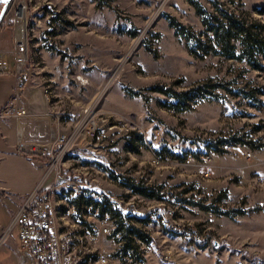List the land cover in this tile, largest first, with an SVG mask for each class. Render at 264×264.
I'll use <instances>...</instances> for the list:
<instances>
[{
    "label": "rangeland",
    "instance_id": "1",
    "mask_svg": "<svg viewBox=\"0 0 264 264\" xmlns=\"http://www.w3.org/2000/svg\"><path fill=\"white\" fill-rule=\"evenodd\" d=\"M212 1L197 0L209 12ZM216 1L264 26V13L257 12L264 0ZM7 6L0 46L11 50L14 34L25 27L29 86L48 87L57 114L94 106L99 115L97 138L78 141L68 165L108 196L135 195L125 180L169 195L183 226L205 229L220 242L218 249L200 247L147 225L157 252L145 264H264V72L190 55L168 22L203 33L188 0H13ZM153 88H201V94L178 111ZM34 103L40 108L42 101ZM167 152L184 160L153 163Z\"/></svg>",
    "mask_w": 264,
    "mask_h": 264
},
{
    "label": "built area",
    "instance_id": "2",
    "mask_svg": "<svg viewBox=\"0 0 264 264\" xmlns=\"http://www.w3.org/2000/svg\"><path fill=\"white\" fill-rule=\"evenodd\" d=\"M27 50L25 27L24 35L14 34L11 50H0V75L15 77L14 92L0 110V119L19 122L28 116L21 96L31 81ZM75 81L83 87L88 85L81 76ZM42 93L47 105L52 107L50 89L43 88ZM47 115L58 124V129L51 132L50 141L26 142L21 136L17 140L19 154L45 159L39 182L25 196L7 229V232L17 231L20 250L28 256L26 264H145L157 252L145 230L147 225L163 228L186 243L220 247L219 240L207 230H194L181 224L178 208L169 195L156 202L129 195V191L120 198L108 196L68 165L71 161L68 156L78 141L91 143L97 138L100 120L94 106L69 114ZM152 161L177 163L168 156H154ZM119 220L125 228L145 234V237L129 236L132 246L126 252L125 241L117 231ZM169 258V252L163 253L165 261Z\"/></svg>",
    "mask_w": 264,
    "mask_h": 264
},
{
    "label": "crops",
    "instance_id": "3",
    "mask_svg": "<svg viewBox=\"0 0 264 264\" xmlns=\"http://www.w3.org/2000/svg\"><path fill=\"white\" fill-rule=\"evenodd\" d=\"M5 33L1 32L0 43L7 36ZM0 49L7 50L1 46ZM14 86L13 74L0 75V110L10 100ZM21 96L28 116L19 122L0 119V264H26L28 261L27 254L20 250L17 231L7 232V229L25 196L39 182L45 167L44 159L17 152L18 137L26 142H48L51 132L58 129L54 117L47 115L56 111L45 103L42 88L28 85ZM34 98L42 101L40 108L34 105Z\"/></svg>",
    "mask_w": 264,
    "mask_h": 264
},
{
    "label": "trees",
    "instance_id": "4",
    "mask_svg": "<svg viewBox=\"0 0 264 264\" xmlns=\"http://www.w3.org/2000/svg\"><path fill=\"white\" fill-rule=\"evenodd\" d=\"M188 1L200 16L204 28L203 33L199 36L189 32L173 18H169L168 22L175 30L176 35L186 42L190 55L200 59L208 56H219L242 62L255 71L264 72V26L258 21L251 20L243 15H236L233 12H229L216 0L211 2V12L207 11L197 0ZM257 12L258 14H263L264 7L257 9ZM153 91L169 97L171 99V106L178 111H185L189 103L201 94V88L181 93L164 90L162 88H153ZM136 141L139 145H144L145 143L141 135L136 136ZM136 141L133 139V143H136ZM226 143H228V146H231L233 142L228 141ZM127 149L132 153L136 151V148L130 144L127 145ZM212 151L214 153H224L225 150H219L213 146ZM165 156L176 160H184L181 156L170 152H167V155H163L162 157ZM193 157L197 159V156ZM123 185L133 194L147 200L159 201L164 197V195L160 194L159 190L135 184L129 180H125ZM117 223V231L121 232L122 239L125 241L123 247L124 252L132 246V240L129 236L145 237V234L134 228H125L121 220Z\"/></svg>",
    "mask_w": 264,
    "mask_h": 264
},
{
    "label": "bare ground",
    "instance_id": "5",
    "mask_svg": "<svg viewBox=\"0 0 264 264\" xmlns=\"http://www.w3.org/2000/svg\"><path fill=\"white\" fill-rule=\"evenodd\" d=\"M10 2H13V0H10L9 1V3ZM22 7H20L19 8V15H17V17H16V23H17V27H24L25 26V18H24V15H23V12H22ZM20 30V29H19ZM23 31H24V29H23ZM21 34H23L24 35V32H22V31H16V35L17 36H19V35H21Z\"/></svg>",
    "mask_w": 264,
    "mask_h": 264
},
{
    "label": "water",
    "instance_id": "6",
    "mask_svg": "<svg viewBox=\"0 0 264 264\" xmlns=\"http://www.w3.org/2000/svg\"><path fill=\"white\" fill-rule=\"evenodd\" d=\"M10 0H0V5L3 4V7L0 11V27L2 26V22H3V19L5 18V15H6V11H7V2H9Z\"/></svg>",
    "mask_w": 264,
    "mask_h": 264
}]
</instances>
